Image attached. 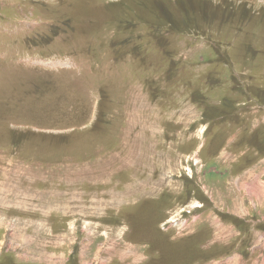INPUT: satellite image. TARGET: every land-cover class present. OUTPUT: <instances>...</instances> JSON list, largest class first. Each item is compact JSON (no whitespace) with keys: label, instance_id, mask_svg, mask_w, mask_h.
Here are the masks:
<instances>
[{"label":"rangeland","instance_id":"1","mask_svg":"<svg viewBox=\"0 0 264 264\" xmlns=\"http://www.w3.org/2000/svg\"><path fill=\"white\" fill-rule=\"evenodd\" d=\"M0 264H264V0H0Z\"/></svg>","mask_w":264,"mask_h":264},{"label":"bare ground","instance_id":"2","mask_svg":"<svg viewBox=\"0 0 264 264\" xmlns=\"http://www.w3.org/2000/svg\"><path fill=\"white\" fill-rule=\"evenodd\" d=\"M53 192V191H52Z\"/></svg>","mask_w":264,"mask_h":264}]
</instances>
